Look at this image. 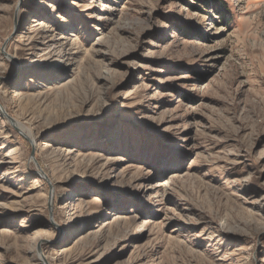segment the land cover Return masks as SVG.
I'll use <instances>...</instances> for the list:
<instances>
[{"label": "rangeland", "instance_id": "rangeland-1", "mask_svg": "<svg viewBox=\"0 0 264 264\" xmlns=\"http://www.w3.org/2000/svg\"><path fill=\"white\" fill-rule=\"evenodd\" d=\"M0 102V264H264V0H0Z\"/></svg>", "mask_w": 264, "mask_h": 264}, {"label": "bare ground", "instance_id": "bare-ground-1", "mask_svg": "<svg viewBox=\"0 0 264 264\" xmlns=\"http://www.w3.org/2000/svg\"><path fill=\"white\" fill-rule=\"evenodd\" d=\"M50 42H52V41H50ZM52 45H54V44H52ZM45 46V45H44ZM43 46V47H44ZM48 44H46V50L48 49ZM58 46V45H57ZM56 47V46H55ZM70 50V49H69ZM68 54L67 53H64V56H67ZM68 57V56H67ZM0 107L1 108H3V106H2V104H1V102H0ZM16 126L19 128V129H21V131L24 133L25 132V130L27 129V128H25L22 124H20L19 122L18 123H16ZM26 131H28V130H26ZM55 197V196H54ZM50 198V197H49ZM52 198V197H51ZM41 260H43L42 258H40Z\"/></svg>", "mask_w": 264, "mask_h": 264}, {"label": "trees", "instance_id": "trees-1", "mask_svg": "<svg viewBox=\"0 0 264 264\" xmlns=\"http://www.w3.org/2000/svg\"><path fill=\"white\" fill-rule=\"evenodd\" d=\"M219 8H221L223 12H221V11L219 10ZM219 8L216 9V10H217V14H218V16H220V17H224V15L226 16V14H227V15L230 14V12L227 10V8H225V6H223L224 10H223L222 6H219ZM225 13H226V14H225Z\"/></svg>", "mask_w": 264, "mask_h": 264}, {"label": "water", "instance_id": "water-1", "mask_svg": "<svg viewBox=\"0 0 264 264\" xmlns=\"http://www.w3.org/2000/svg\"><path fill=\"white\" fill-rule=\"evenodd\" d=\"M0 111H1L2 115H4L5 117H7V118L11 121V123H14V120H13L11 117H9V116L4 112L3 108L1 109V107H0ZM13 125H15V124H13Z\"/></svg>", "mask_w": 264, "mask_h": 264}]
</instances>
